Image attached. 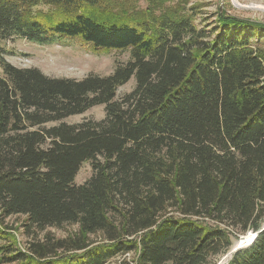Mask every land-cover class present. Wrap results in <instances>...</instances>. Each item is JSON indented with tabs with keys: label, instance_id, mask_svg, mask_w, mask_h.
Wrapping results in <instances>:
<instances>
[{
	"label": "trees",
	"instance_id": "obj_1",
	"mask_svg": "<svg viewBox=\"0 0 264 264\" xmlns=\"http://www.w3.org/2000/svg\"><path fill=\"white\" fill-rule=\"evenodd\" d=\"M172 1L0 0V41L131 56L57 79L0 47V264H264V25L218 13L200 29ZM96 106L102 121L46 127ZM65 225L78 233L46 232Z\"/></svg>",
	"mask_w": 264,
	"mask_h": 264
},
{
	"label": "rangeland",
	"instance_id": "obj_2",
	"mask_svg": "<svg viewBox=\"0 0 264 264\" xmlns=\"http://www.w3.org/2000/svg\"><path fill=\"white\" fill-rule=\"evenodd\" d=\"M153 1L155 0H131L140 9H146ZM181 2L187 7V12L196 15L194 18L195 23L200 29L207 26L212 27L216 23L218 13L264 25V0H173L166 5L174 8L175 5ZM0 47L3 50L2 53L5 60L12 65L18 68L39 69L46 76L57 79L83 80L89 75L110 76L118 64H126L131 60L129 52L96 53L90 47L75 40H61L50 45H38L21 38H13L0 41ZM261 47L264 49V42ZM1 73L2 66L0 65ZM70 73L73 74L70 75ZM135 87L136 81L133 78L128 84L119 88L118 98L122 99L125 95L132 92ZM105 116V107L96 106L82 115L72 116L61 122L48 124L46 127L58 126L61 123L76 125L85 121H102ZM91 176V164L89 162L84 163L76 177L75 183L82 185ZM24 221V217H13L6 221V225L14 229L11 232L16 236L17 242L22 248H25L29 239L22 228ZM78 230L76 225H65L62 228H49L46 232L53 234L56 238H66L78 233ZM43 235L40 234V238ZM252 237V234H249L247 237L241 238L236 245L237 248L251 243L252 240L249 241V239H252ZM93 239H98V237H93ZM227 257H223L219 264H224L227 261ZM124 259H127L131 264H136V256L134 254L128 255Z\"/></svg>",
	"mask_w": 264,
	"mask_h": 264
},
{
	"label": "bare ground",
	"instance_id": "obj_3",
	"mask_svg": "<svg viewBox=\"0 0 264 264\" xmlns=\"http://www.w3.org/2000/svg\"><path fill=\"white\" fill-rule=\"evenodd\" d=\"M58 68V67H57ZM63 68H65V67H63ZM55 69H56V67H55ZM54 69V70H55ZM59 69H60V67H59ZM66 70V69H65ZM66 71H68V70H66ZM70 71V70H69ZM56 72V71H55ZM62 73V72H61ZM60 74V73H59ZM63 74V73H62ZM73 74V73H72ZM71 73H70V75H72ZM68 75V74H67Z\"/></svg>",
	"mask_w": 264,
	"mask_h": 264
},
{
	"label": "water",
	"instance_id": "obj_4",
	"mask_svg": "<svg viewBox=\"0 0 264 264\" xmlns=\"http://www.w3.org/2000/svg\"><path fill=\"white\" fill-rule=\"evenodd\" d=\"M252 236H253V237H252V240H253L255 236H254L253 234H252ZM251 242H252V241H251Z\"/></svg>",
	"mask_w": 264,
	"mask_h": 264
}]
</instances>
